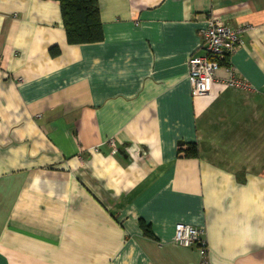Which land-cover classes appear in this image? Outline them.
<instances>
[{
	"label": "crops",
	"instance_id": "0c3cea01",
	"mask_svg": "<svg viewBox=\"0 0 264 264\" xmlns=\"http://www.w3.org/2000/svg\"><path fill=\"white\" fill-rule=\"evenodd\" d=\"M100 13L104 39L70 44L57 0H0V264H264V0ZM210 15L254 29L193 96Z\"/></svg>",
	"mask_w": 264,
	"mask_h": 264
},
{
	"label": "built area",
	"instance_id": "2783aa9c",
	"mask_svg": "<svg viewBox=\"0 0 264 264\" xmlns=\"http://www.w3.org/2000/svg\"><path fill=\"white\" fill-rule=\"evenodd\" d=\"M254 29L251 24L230 26L216 15L207 18L204 30V41L201 54H192L188 59V82L193 96H204L212 92L217 73L229 56L242 44V36ZM229 72L228 82L234 85H245L235 77L231 65H225ZM174 241L184 247L196 245L204 263L208 262V244L202 228L178 222L175 224Z\"/></svg>",
	"mask_w": 264,
	"mask_h": 264
},
{
	"label": "trees",
	"instance_id": "16d2710c",
	"mask_svg": "<svg viewBox=\"0 0 264 264\" xmlns=\"http://www.w3.org/2000/svg\"><path fill=\"white\" fill-rule=\"evenodd\" d=\"M60 3L61 15L70 44L95 43L104 39L103 24L100 13V0H57ZM57 47L50 49L52 55L59 54ZM181 150H185L182 149ZM180 150V151H181ZM186 154L197 156V146L191 143ZM144 233L153 236V232L144 220H140Z\"/></svg>",
	"mask_w": 264,
	"mask_h": 264
},
{
	"label": "bare ground",
	"instance_id": "6f19581e",
	"mask_svg": "<svg viewBox=\"0 0 264 264\" xmlns=\"http://www.w3.org/2000/svg\"><path fill=\"white\" fill-rule=\"evenodd\" d=\"M203 32V31H202ZM200 54V53H199Z\"/></svg>",
	"mask_w": 264,
	"mask_h": 264
}]
</instances>
